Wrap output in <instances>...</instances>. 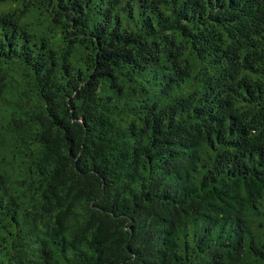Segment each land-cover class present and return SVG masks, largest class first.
Instances as JSON below:
<instances>
[{"label": "trees", "instance_id": "obj_1", "mask_svg": "<svg viewBox=\"0 0 264 264\" xmlns=\"http://www.w3.org/2000/svg\"><path fill=\"white\" fill-rule=\"evenodd\" d=\"M0 264H264V0H0Z\"/></svg>", "mask_w": 264, "mask_h": 264}]
</instances>
